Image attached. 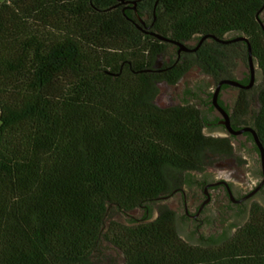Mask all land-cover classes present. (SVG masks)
Listing matches in <instances>:
<instances>
[{"label":"trees","instance_id":"obj_1","mask_svg":"<svg viewBox=\"0 0 264 264\" xmlns=\"http://www.w3.org/2000/svg\"><path fill=\"white\" fill-rule=\"evenodd\" d=\"M263 10L264 0L1 2L0 264H264L258 204L227 242L185 243L166 209L104 232L109 212L150 215L168 170L200 173L206 153L231 149L204 134L196 107L155 105L166 79L158 67L179 48L150 33L187 48L209 36L192 60L179 59L170 84L193 67L229 79V66L249 72V45L263 85L257 108L249 96L239 103L264 145Z\"/></svg>","mask_w":264,"mask_h":264},{"label":"rangeland","instance_id":"obj_2","mask_svg":"<svg viewBox=\"0 0 264 264\" xmlns=\"http://www.w3.org/2000/svg\"><path fill=\"white\" fill-rule=\"evenodd\" d=\"M5 0H0V3ZM194 44V43H190ZM168 54L172 56L173 50L171 48L167 49ZM191 60V59H190ZM256 71V77L260 78L259 69L254 65ZM229 71L232 70L233 75L235 76L239 71H245L242 66L236 64L234 68L229 66ZM214 81L209 75L204 74L199 68L193 67L191 70L179 81L176 89L172 87L170 94L172 97L175 95L179 96V99H185L184 93L189 92L191 94L189 101L190 105H194L201 111H207L209 108L210 95L214 92ZM157 94L154 99V103L161 101L164 98V92L162 90L160 82L157 84ZM227 93V92H225ZM236 92L231 93L234 96ZM250 98L254 99V93L251 94ZM233 98L230 99L226 95L222 96V101L227 104L229 107L233 105ZM253 109L256 108V105H253ZM205 135L216 137L215 132L209 134L205 131ZM220 136L225 137V133L219 134ZM233 155L236 159L237 165L240 167L237 173L229 176V181L234 187L242 186L243 189L249 188L255 183V180L258 178V160L257 154L252 148V145L247 142L245 139L241 138L234 142L233 144ZM205 165L209 168H204L200 173L191 174V180L193 185L188 187L183 184V176L179 173L168 170L167 171V182L168 189L161 196V198L150 204V216L146 217V212L143 209H138L129 213L122 212H109L104 225V232L111 231V229H116L117 227L122 226H135L154 221L159 211L166 209L174 212L178 216L182 214L181 208V195L180 192L174 193V189H181L187 193V195H195V202L202 199V188L205 182H212L216 178L220 177V169L216 166L219 163L215 160L210 154L206 153L204 156ZM167 197V199H165ZM258 204L264 208V191L255 197L250 204L246 203L244 206L249 207L250 205ZM243 211V206H232L225 199H222L221 202H212L210 203L204 212L203 218L205 222L203 224L195 223H180L178 234L179 237L187 244L200 246L205 244V240L213 237L218 239L220 233L227 229L229 225L235 224L236 229L233 233L223 236V242L229 241L233 235L241 229L248 222V213L241 215ZM103 251L116 258L118 256V250L113 246L107 244L103 239L102 242Z\"/></svg>","mask_w":264,"mask_h":264},{"label":"flooded vegetation","instance_id":"obj_3","mask_svg":"<svg viewBox=\"0 0 264 264\" xmlns=\"http://www.w3.org/2000/svg\"><path fill=\"white\" fill-rule=\"evenodd\" d=\"M261 16L264 21V10L262 11ZM193 46L194 44H188L189 49H193ZM173 51H174L173 53L175 56L166 57L164 61L160 64V66L158 67L160 69L159 71L164 74L166 79H163L160 82L162 90L164 92V98L161 101V103L156 102L155 105L163 110H167V109H171L175 107H184V106H192L195 108L194 105L189 104L188 100L191 97V94L189 92L184 93L185 99H181V100L179 99V96L175 95L174 97H172V95L170 94L171 88L175 87L176 89L179 81L191 70V69L188 70L186 74H184L183 77L176 84H170L168 79H170L171 77L170 73L172 69L175 66L181 64V62H179V59L181 58L183 60L193 59V56H192L193 53H183V52L178 53V51H176L175 49ZM254 65L257 67V69H259L260 78L256 77V71L254 69ZM210 77L214 81V86H215L214 91L217 85L222 81H235L239 85L245 87L249 85L251 79H253V85L249 89H242L239 87L222 85L220 88L219 94H218L217 104L227 115L230 128L232 129L233 132H239L244 129H251L255 132L253 127L243 120L244 117L247 116V114H245L246 110H244L242 104L239 102L246 103L248 101L247 96H249V103H251L252 107L253 105H256V108L258 107V103H256L254 99L250 98L251 94L252 93L255 94L257 90L260 89L263 85V74L258 66V63L253 62V74L252 75L249 70V72L239 71L233 77V79H229L224 74H218L216 77L215 76H210ZM234 92H236V94L232 96L231 93H234ZM213 93L209 96L210 97L209 108L207 111H201L197 107L196 108L201 112L203 118L205 119L204 132L207 131L209 132V134L211 133L215 134L216 132L217 134L216 137H212L208 135V137H211L213 139H227L229 141V146L231 148L230 153L221 154V155H219L218 153H215V154L208 153L219 163L222 162V164H216L217 167L221 168L219 171L221 176L216 178L212 182L204 183L203 188H202V199H200V201L195 202V195H193L192 193L191 195H187V193L181 189L173 190L174 193L180 192V195H181L180 205L182 208V214L178 216L177 214L173 212L175 215L174 221H175L177 232H178L180 223H192V224L198 223L197 225L203 224L205 222L203 215H204L206 207L212 202L219 203L221 202L222 199H225L232 206H239V207L243 206V211H241V215L248 213V217H249L251 208L253 205H250L248 208L245 207L244 205L246 203L250 204L255 197H257L260 193L264 191V185H263L256 193H254V191L258 188V186L263 181V175H262L261 154L254 141L253 135L248 132L240 133L237 135H233L228 132L226 127L223 125V121H224L223 116L212 105ZM223 95H226L230 99L233 98L232 100L233 105L231 107H229L227 104H225L222 101ZM249 113L252 114V110ZM221 133H225L226 136L225 137L220 136L219 134ZM241 138L245 139L247 142H249L252 145V148L257 154V160H258V166H257L258 178L255 180V183L252 186L246 189H243L242 186L234 187L228 179L229 176H231L234 173H237L238 170L240 169L233 155V151H234L233 144L235 141ZM257 139L264 150V145L262 144V142L260 141L258 137ZM206 168L208 169L209 166H206ZM193 173H195V171L184 172L182 174L184 185L191 187L194 184L190 177L191 174ZM184 181H189V183H186ZM222 182L226 183L227 186L222 185V184L216 185L217 183H222ZM165 199H167V197ZM146 217H151V216L149 214H146ZM235 229H236L235 224L229 225L227 229L223 230L220 233L219 238H223V236L233 233Z\"/></svg>","mask_w":264,"mask_h":264},{"label":"water","instance_id":"obj_4","mask_svg":"<svg viewBox=\"0 0 264 264\" xmlns=\"http://www.w3.org/2000/svg\"><path fill=\"white\" fill-rule=\"evenodd\" d=\"M257 21H258L259 26L261 27V29H262V31H263V33H264V25H263V23L259 20L258 15H257ZM150 35H151V36H154L155 38H157V39L160 40V41H164V42H167V43H171V44L176 45V46L179 48V49H178V53H180V52H183V53H195V52L199 49V47H200V45L202 44V42H203L204 40H206V38L209 37V36L203 37V38L200 40V42H199V44L197 45V47H195V48H193V49H189V48H187V47L184 46V45L177 44V43L172 42V41H170V40H168V39H165V38H163V37H160V36L154 35V34H152V33H150ZM210 37H211V36H210ZM211 38H212V37H211ZM213 39H214V38H213ZM214 40L217 41V42H219L220 44H223V45H226V44H229V43H232V42H236V41H244V42H246V39H245V38H238V39L233 40V41H220V40H218V39H214ZM248 62H249V70H250L251 75H252V74H253V62H252V56H251V52H250V47H249V45H248ZM222 85L234 86V87H239V88H242V89H249V88H251V86L253 85V79H251L249 85H247V86H245V87L239 85V84H238L237 82H235V81H222V82H220V83L217 85V87H216V89H215V91H214V93H213V95H212V105H213V107H215V108L221 113V115L223 116V119H224V121H223V125L226 127V129L228 130V132H229L230 134L237 135V134H240V133L248 132V133H251V134L253 135L254 141H255V143H256V145H257L259 151H260V154H261V161H262V175H263V181H262L261 184L258 186V188L254 191V193H256V192H257V191H258V190L264 185V150H263L261 144L259 143V141H258V139H257V136H256V134H255V132H254L253 130H251V129H244V130H241V131H239V132H233L232 129L230 128V125H229V122H228V117H227V115L225 114V112H224V111L218 106V104H217L218 94H219V91H220V88H221ZM219 184H222V185H226V186H227V184H226V183H223V182H222V183H217L216 185H219ZM254 193H253V194H254ZM230 196H231V195H230Z\"/></svg>","mask_w":264,"mask_h":264},{"label":"crops","instance_id":"obj_5","mask_svg":"<svg viewBox=\"0 0 264 264\" xmlns=\"http://www.w3.org/2000/svg\"><path fill=\"white\" fill-rule=\"evenodd\" d=\"M6 1V0H5Z\"/></svg>","mask_w":264,"mask_h":264}]
</instances>
